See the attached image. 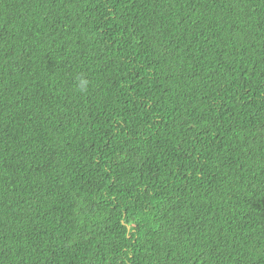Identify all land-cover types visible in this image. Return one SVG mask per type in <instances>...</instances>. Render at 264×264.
<instances>
[{"label": "trees", "instance_id": "1", "mask_svg": "<svg viewBox=\"0 0 264 264\" xmlns=\"http://www.w3.org/2000/svg\"><path fill=\"white\" fill-rule=\"evenodd\" d=\"M0 264H264V0H0Z\"/></svg>", "mask_w": 264, "mask_h": 264}, {"label": "clouds", "instance_id": "2", "mask_svg": "<svg viewBox=\"0 0 264 264\" xmlns=\"http://www.w3.org/2000/svg\"><path fill=\"white\" fill-rule=\"evenodd\" d=\"M88 81L84 79L83 77H77V88L79 91L83 92L86 90Z\"/></svg>", "mask_w": 264, "mask_h": 264}]
</instances>
